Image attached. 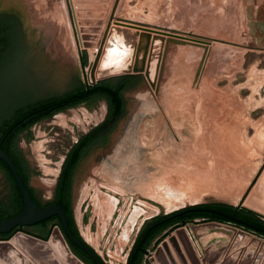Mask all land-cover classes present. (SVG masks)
I'll use <instances>...</instances> for the list:
<instances>
[{"label": "rangeland", "instance_id": "rangeland-1", "mask_svg": "<svg viewBox=\"0 0 264 264\" xmlns=\"http://www.w3.org/2000/svg\"><path fill=\"white\" fill-rule=\"evenodd\" d=\"M244 2L0 0L54 62L55 82L78 68L86 86L80 47L94 84L148 73L150 82L124 96L128 119L108 147L80 162L72 192L78 230L107 264H126L147 222L187 206L250 208L249 200L264 221V31H249ZM244 243L263 264L264 246Z\"/></svg>", "mask_w": 264, "mask_h": 264}, {"label": "water", "instance_id": "water-1", "mask_svg": "<svg viewBox=\"0 0 264 264\" xmlns=\"http://www.w3.org/2000/svg\"><path fill=\"white\" fill-rule=\"evenodd\" d=\"M163 32L203 43L209 42L202 38L171 31ZM80 50L87 86V49L80 47ZM76 72L78 77L71 70H68L62 82H54V86L44 87L45 91L52 89L61 93L84 86L80 80L78 68H76ZM126 74H135L136 82L133 86L123 91V98L140 89L141 82H150L147 72H125L120 75L100 77V81L115 82L122 75ZM124 101V114L109 131L107 137L94 148H107L118 122H127L130 100ZM107 109V102L103 98L93 100L92 102L80 103L58 111L49 118L38 121L29 130L22 132L18 136L17 147L32 169L29 185L35 188L37 195L43 202L51 198L59 170L69 149L82 135L97 127L104 120ZM89 151L82 160L89 156ZM0 160L10 170L22 200V207L18 213L0 220V235L7 234L16 227L18 228L9 237H0V264H88L72 250L67 239L72 245L82 250L95 264H107L81 233L80 238H78L69 230L63 204L48 203L42 207L39 206L22 182L14 164L1 148ZM78 168L79 165L74 176L73 188ZM6 189V178L0 172V199L3 197ZM193 211L219 214L237 224L258 232H264V226L254 225L220 208L205 204L191 205L163 215L161 218L150 223L136 242L126 264H131L135 252L139 249L140 244L152 228L186 212ZM54 215L58 217L61 228L57 225L53 226L47 237H45L46 233L44 231L36 234L23 230L26 226H31ZM213 229L226 230L231 234V243L228 247L227 245H223L211 250L210 247H201L199 245L198 242L201 236ZM247 240H250V243H260L261 247L264 246V241H261L260 238L252 236L249 231L240 227L238 228L235 225L217 221H208L201 224H196L194 221L184 224L178 222L176 225L163 230L153 239L152 243L158 242L155 245L153 256L149 258V262L150 264H242L245 261L247 263L250 261L252 262L251 264H259L261 254L257 252L253 256L252 252L247 251V247L245 246L229 252L230 249L238 247ZM170 247L177 255L179 263L173 257ZM228 248L229 253L226 254ZM143 264H148V262L144 261Z\"/></svg>", "mask_w": 264, "mask_h": 264}, {"label": "flooded vegetation", "instance_id": "flooded-vegetation-1", "mask_svg": "<svg viewBox=\"0 0 264 264\" xmlns=\"http://www.w3.org/2000/svg\"><path fill=\"white\" fill-rule=\"evenodd\" d=\"M23 21L24 20L22 19V17L15 11H9V10L0 11V134H10L16 132L19 128H21L26 124L28 119L37 118L38 116L48 111H54L58 107V104H56L55 102L49 104V102L70 92V91H64L60 93L52 89L51 90L47 89L45 91L44 87L54 86V82L56 81L53 75L54 69L52 68L54 62L49 60V58L45 56L44 48L38 46H32L30 43L27 42V31ZM47 102L48 105H44V103ZM37 122L38 121L33 122L30 126L27 127V129L20 130L14 141L15 151H17L18 154L22 157V159L26 162L29 169L31 170V173H32V169L30 165L28 164L24 155L20 153L17 147V139L22 132L29 130L30 127ZM111 129H112L111 123L109 122L107 123L104 129L97 132L96 134L97 139L94 142L88 145H82L79 147L78 150L81 154V157L79 162L75 166L72 176V186L70 188V192H71L70 215L64 208L65 213L67 215L69 230L76 237L80 235V232L78 230L74 218L73 207H72L74 176L77 167L80 161L82 160V158L85 156V154L90 149L94 148L98 143L103 141L102 136L105 135L106 138ZM1 144L2 142L0 143V148H1ZM0 172L3 174V177L6 178V184H7L6 192L4 193L3 197L0 199V208L8 209L11 211L15 207L13 210L16 211L19 205L18 202H15L11 189L10 180L7 176L5 169L2 167L1 164H0ZM30 187L33 189V195H34L33 199H35V201L38 203L39 206H43L48 203H56L55 187L52 191L51 198L46 202H43L39 198L34 187L32 186ZM19 210H17V212ZM70 217H72L73 223L70 222L71 221ZM161 217L162 216H158L153 220L147 222L137 237L143 234L144 230L149 226L150 223L156 221ZM246 221L254 225H257L249 220ZM178 222L179 221L175 223ZM56 225L61 228V224L58 217L54 215L49 217L48 219H45L41 222H37L31 226H26L23 228V230H28L33 233L40 234V232H42L44 228H50L51 230V228ZM16 230L17 228H14L11 232L7 233L9 234L7 237H9ZM2 235H0V237H2ZM146 237L144 238V240L146 239ZM67 241L69 242L70 247L74 246L68 239ZM80 251L85 256H87L82 250Z\"/></svg>", "mask_w": 264, "mask_h": 264}, {"label": "trees", "instance_id": "trees-1", "mask_svg": "<svg viewBox=\"0 0 264 264\" xmlns=\"http://www.w3.org/2000/svg\"><path fill=\"white\" fill-rule=\"evenodd\" d=\"M135 74H126L122 75L118 80L115 82L111 81H98L93 85L88 86H79L78 88L66 93L63 96H60L52 101L49 102H55L58 104V107L54 111H48L37 118H31L28 119L26 124L19 128L16 132L10 133V134H0V143L1 149L8 155L9 159L14 164L22 182L24 185L28 188L31 196L34 198L33 195V189L29 186V177L31 174V170L29 169L26 162L22 159V157L18 154L17 151L14 149V141L22 129H27L28 126H30L33 122L43 120L46 118H49L54 113L58 111H62L68 107L76 106L80 103L84 102H92L93 100L103 98L106 100L108 109L107 114L104 118V120L94 129L87 132L86 134L82 135L72 146V148L69 149L67 152L62 165L61 170L59 172V175L57 177L56 186H55V202L57 204H63L64 208L70 215L71 208H70V199H71V192L70 188L72 186V176L75 169V166L80 160L81 154L78 151L79 147L82 145H88L92 142H94L97 139V132L104 129L107 123H111V128L115 125V123L118 121V119L124 114V105L125 101L123 98V91L128 89L129 87L133 86L135 84ZM44 105H48L47 103H44ZM103 140L105 139V135L102 136ZM0 164L5 169L7 176L10 180L12 193L15 199V202H18V209H20L22 200L20 193L16 187L15 181L7 168V166L0 161ZM35 200V199H34ZM202 205V204H201ZM205 205L214 206L217 208H220L222 210L228 211L230 213H233L234 215H237L241 218H244L246 220H249L257 225L264 226V221H262L259 218V215L247 208H239L230 204L226 203H207ZM16 206V205H15ZM42 207V206H41ZM15 208V207H14ZM13 208V209H14ZM8 210L4 208H0V220L8 218L12 216L13 214H16L14 210ZM180 210V209H179ZM20 211V210H19ZM18 211V212H19ZM178 211V210H177ZM17 212V213H18ZM71 223H73L72 217H70ZM195 219H201V220H207V221H217V222H231L236 225L237 224L219 214L205 212V211H193V212H186L182 215H179L171 220H168L155 228H153L147 235L146 239L141 244V247L139 250L136 251L134 254V257L132 259L131 264H142L143 257L147 253L148 248L150 244L152 243L153 239L159 235L163 230H165L168 226H173L179 221L181 224H184L189 221H194ZM48 222V221H45ZM242 226V225H240ZM243 228H247V230L252 231L253 233L261 236L264 238V232H258L255 230H252L246 226H242ZM17 228V227H16ZM18 229V228H17ZM45 232V237L48 236L50 232V228H44L42 232ZM9 234H3L2 237H7ZM139 237H137L136 241L134 242L128 257L127 261L130 258V255L132 253V250L136 244V242L139 240ZM78 238H80V235H78ZM72 250L81 257L84 261H86L88 264H95L92 260H90L87 256H85L79 249L72 246Z\"/></svg>", "mask_w": 264, "mask_h": 264}, {"label": "crops", "instance_id": "crops-1", "mask_svg": "<svg viewBox=\"0 0 264 264\" xmlns=\"http://www.w3.org/2000/svg\"><path fill=\"white\" fill-rule=\"evenodd\" d=\"M243 15L247 17V22H249L250 24L249 31L251 32L252 31L256 32L257 30L264 31V0H249V2H244ZM263 175H264V170H263ZM261 179L263 178H260V180ZM243 203L246 206L250 207L251 209H260L259 207H257L254 203H252L249 200H244ZM239 208L242 209V208H247V207H239ZM250 208H247V209H250ZM195 220H201V219H195ZM204 221H207V220H204ZM223 223L235 225L238 228L240 227L246 231H249L247 230V228H243L242 226L233 224L231 222H223ZM198 243L201 247H210L211 250H214L217 247H220L223 245H227L228 247V245L231 243V234L226 230H213L211 232H207L203 234L201 238L199 239ZM244 246L247 248L250 247L248 243L247 244L243 243V244H240L236 248L230 249V251L228 248V250L226 251V254L229 252H233L235 249L242 248Z\"/></svg>", "mask_w": 264, "mask_h": 264}, {"label": "built area", "instance_id": "built-area-1", "mask_svg": "<svg viewBox=\"0 0 264 264\" xmlns=\"http://www.w3.org/2000/svg\"><path fill=\"white\" fill-rule=\"evenodd\" d=\"M88 78V85H93L94 83L92 82V81H90V76H88L87 77ZM249 232H252V231H249ZM253 233V232H252ZM255 234V233H254ZM150 251H149V249H148V251H147V253H149ZM146 253V254H147ZM146 254H145V256H146Z\"/></svg>", "mask_w": 264, "mask_h": 264}, {"label": "bare ground", "instance_id": "bare-ground-1", "mask_svg": "<svg viewBox=\"0 0 264 264\" xmlns=\"http://www.w3.org/2000/svg\"><path fill=\"white\" fill-rule=\"evenodd\" d=\"M87 234V233H86ZM82 235V234H81ZM83 236L87 239V236L85 234H83Z\"/></svg>", "mask_w": 264, "mask_h": 264}]
</instances>
